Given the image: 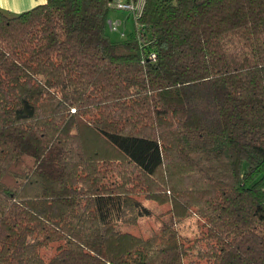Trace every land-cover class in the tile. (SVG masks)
Wrapping results in <instances>:
<instances>
[{"label": "trees", "instance_id": "16d2710c", "mask_svg": "<svg viewBox=\"0 0 264 264\" xmlns=\"http://www.w3.org/2000/svg\"><path fill=\"white\" fill-rule=\"evenodd\" d=\"M110 12L0 11V264H264V0Z\"/></svg>", "mask_w": 264, "mask_h": 264}, {"label": "rangeland", "instance_id": "374dc122", "mask_svg": "<svg viewBox=\"0 0 264 264\" xmlns=\"http://www.w3.org/2000/svg\"><path fill=\"white\" fill-rule=\"evenodd\" d=\"M118 20L122 22V25L120 27L119 33L109 34L112 39H117V37H119L118 35L123 33V31L125 35H128L134 31V19L132 17H128L127 14H124L123 17ZM144 203L151 209L152 216L139 220L136 227H129L126 229H129L134 234L145 237L150 235L152 231L159 230L169 218L168 215H166V206H158L149 202ZM197 225V222L191 218L180 224L178 227L181 233L192 235L197 230Z\"/></svg>", "mask_w": 264, "mask_h": 264}, {"label": "built area", "instance_id": "2783aa9c", "mask_svg": "<svg viewBox=\"0 0 264 264\" xmlns=\"http://www.w3.org/2000/svg\"><path fill=\"white\" fill-rule=\"evenodd\" d=\"M146 0H110L111 10H116L123 12L128 15V17L139 18L141 16L144 4ZM107 29L111 33H119L122 22L120 20L107 19L106 22ZM123 33L119 36L123 37ZM150 59H155V55L151 54Z\"/></svg>", "mask_w": 264, "mask_h": 264}, {"label": "crops", "instance_id": "0c3cea01", "mask_svg": "<svg viewBox=\"0 0 264 264\" xmlns=\"http://www.w3.org/2000/svg\"><path fill=\"white\" fill-rule=\"evenodd\" d=\"M44 3L45 0H0V11L8 15H17ZM124 14L125 13L120 11L111 10L108 19L118 20L121 19Z\"/></svg>", "mask_w": 264, "mask_h": 264}]
</instances>
